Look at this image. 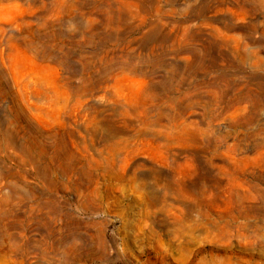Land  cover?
Masks as SVG:
<instances>
[{"label":"rangeland","instance_id":"374dc122","mask_svg":"<svg viewBox=\"0 0 264 264\" xmlns=\"http://www.w3.org/2000/svg\"><path fill=\"white\" fill-rule=\"evenodd\" d=\"M0 0V264H264V0Z\"/></svg>","mask_w":264,"mask_h":264},{"label":"bare ground","instance_id":"6f19581e","mask_svg":"<svg viewBox=\"0 0 264 264\" xmlns=\"http://www.w3.org/2000/svg\"><path fill=\"white\" fill-rule=\"evenodd\" d=\"M3 2H5V0Z\"/></svg>","mask_w":264,"mask_h":264}]
</instances>
